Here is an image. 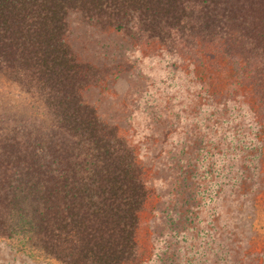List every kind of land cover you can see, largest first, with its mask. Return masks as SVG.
<instances>
[{"label": "trees", "instance_id": "1", "mask_svg": "<svg viewBox=\"0 0 264 264\" xmlns=\"http://www.w3.org/2000/svg\"><path fill=\"white\" fill-rule=\"evenodd\" d=\"M70 13L203 65L227 113L241 86L264 117V0H0V77L39 101L0 120V238L58 264H136L144 170L80 96L101 73L66 42Z\"/></svg>", "mask_w": 264, "mask_h": 264}, {"label": "rangeland", "instance_id": "2", "mask_svg": "<svg viewBox=\"0 0 264 264\" xmlns=\"http://www.w3.org/2000/svg\"><path fill=\"white\" fill-rule=\"evenodd\" d=\"M67 22L66 42L101 73L82 100L117 127L144 170L136 264H264V117L252 110L261 103L228 87L227 113L203 65L97 29L78 13ZM38 103L0 77V120L14 126L20 106ZM0 264L58 263L0 238Z\"/></svg>", "mask_w": 264, "mask_h": 264}]
</instances>
